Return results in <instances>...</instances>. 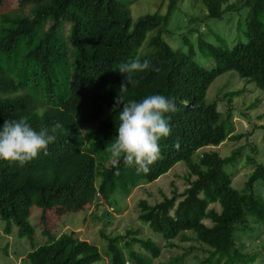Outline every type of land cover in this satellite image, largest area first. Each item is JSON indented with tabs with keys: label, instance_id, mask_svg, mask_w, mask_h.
Returning <instances> with one entry per match:
<instances>
[{
	"label": "trees",
	"instance_id": "16d2710c",
	"mask_svg": "<svg viewBox=\"0 0 264 264\" xmlns=\"http://www.w3.org/2000/svg\"><path fill=\"white\" fill-rule=\"evenodd\" d=\"M182 1L167 0L163 15L143 16L133 27L128 0H34L26 11L0 12V127L21 117L36 130L63 126L47 155L41 152L24 167L0 159V219L7 234L13 225L17 237L35 248L24 258L28 264H101L103 256L109 264H153L161 249L131 230L113 237L100 231L103 250L71 234L57 236V230L70 210L83 209L94 194L106 204L117 193L128 195L138 185L157 181L178 164L188 169V188L154 205L140 202L138 220L168 246L176 247L172 241L177 238L199 244L207 257L198 264L254 262L255 254L240 251L237 234L264 225V197L254 189L259 182L264 187V165L255 164L244 190L238 191L226 167L236 163L239 150L227 158L215 151L198 152L220 146L233 132L221 124L216 103L201 104L217 77L233 71L264 91V0H194L208 19L222 20L228 13L243 17L245 43L231 49L207 45L216 61L212 69L200 66L191 49L187 54L174 51L162 38ZM66 23L68 42L62 37ZM151 31L149 52L139 57ZM136 58L150 60L151 68L134 73L137 84L127 85L125 92L126 74L118 69ZM152 94L174 97L179 111L167 114L172 133L158 142L164 158L148 174H138L122 159L114 163L108 150L118 135L123 107L114 105L119 95L140 101ZM229 121L228 113L224 122ZM90 125L95 126L85 141L80 129ZM108 161L112 164L105 166ZM34 207L40 210L38 224L46 241L33 246L35 227L29 219ZM110 218L104 212L98 219L106 224ZM134 245L141 251L133 250Z\"/></svg>",
	"mask_w": 264,
	"mask_h": 264
},
{
	"label": "rangeland",
	"instance_id": "374dc122",
	"mask_svg": "<svg viewBox=\"0 0 264 264\" xmlns=\"http://www.w3.org/2000/svg\"><path fill=\"white\" fill-rule=\"evenodd\" d=\"M128 1H130L127 5H129L132 27L143 16L163 15L166 12L167 0ZM32 2L34 0H4L0 12L10 15L16 10L23 9L26 11L31 7L30 3ZM230 2L233 3L235 0H230ZM240 14L246 15L243 12ZM242 20L243 17L236 13H228L222 20L208 19L206 18V10L199 2L183 0L173 13L162 38L174 51L187 54L191 49L194 60L200 66L212 69L216 66V61L209 54L207 45L231 49L240 42L245 43ZM191 23H193L192 26H190ZM192 27H195V33L189 36L188 30ZM68 28V23H66L65 31L62 33L63 41L66 42H68ZM154 35V31L147 33L144 43L137 52L139 57L149 52L148 42ZM199 36L200 44L197 41ZM184 37L189 39L188 43H184ZM3 65L5 68L9 67ZM230 93L236 95L226 97ZM212 103H216L217 110L221 114V124L223 123L227 131L233 129V132L230 138L220 146L204 148L198 152V155L215 151L221 158H227L239 150L236 163L226 167V170L231 175L232 187L235 190L243 191L248 177L255 169V164L262 163L264 165V91L258 89L253 83H249L247 79L241 78L237 73L230 71L213 81L201 104L209 105ZM228 113L230 114V121L225 123L224 120ZM94 126L90 125L80 129L85 141L87 134ZM236 136H240L239 140L235 139ZM111 164L112 161H108L105 166ZM187 175V167L184 164H178L157 181L151 184L138 185L128 195L117 193L106 204L98 195L94 194V199L88 201L83 209L70 210L67 215L65 214V220L59 226L57 236L62 233L71 234L77 239L94 244L103 250L104 240L100 236V231L113 237L123 236L127 230H131L136 232L140 239H151L161 249L160 257L153 260V264H176L172 262L175 257L181 258L179 264H198L199 260L207 257L199 244L194 241L181 243L177 238L172 241L177 245L176 247L168 246L167 242L155 236L146 225L143 226L138 220L140 214L138 204L140 202L154 205L161 202L164 197L171 198L174 192L182 194L188 188ZM254 189L258 195L264 197V187L260 182L255 184ZM215 208L219 211L218 206ZM104 212L111 216L106 224L98 219ZM39 215L40 210L34 207L29 219L35 227V244L33 243V246L43 244L46 241V238L41 235V227L38 224ZM207 224L209 223L207 222ZM5 227L6 223L0 219V264H28L24 258L35 248H32L30 241L17 237L15 226H11L10 234L4 231ZM237 235L238 245L242 247L240 251L246 255H256L251 264H264V225L255 227L252 232H246L244 235ZM190 247L193 249L188 252ZM133 250L141 251L138 245H134ZM123 252L128 261L127 251L123 250ZM100 263L109 264L108 258L103 256ZM127 264L132 263L127 262Z\"/></svg>",
	"mask_w": 264,
	"mask_h": 264
},
{
	"label": "clouds",
	"instance_id": "9594fccd",
	"mask_svg": "<svg viewBox=\"0 0 264 264\" xmlns=\"http://www.w3.org/2000/svg\"><path fill=\"white\" fill-rule=\"evenodd\" d=\"M150 68L148 59L141 61L136 58L130 63H122L118 72L126 74V84L121 85V90L126 92L127 85L137 84L133 79L134 73H142ZM120 105L123 107L118 112V135L108 149L111 158L114 163L122 159L125 166H134L138 174H148L151 166L164 158L158 142L172 133L167 114L179 111L175 98L152 94L137 101L126 100L125 96L119 95L114 108ZM62 127L56 123L51 129L42 127L36 130L26 117L5 120L0 127V159L24 167L41 152L47 155L48 146L56 141L57 132ZM176 146H179L178 141Z\"/></svg>",
	"mask_w": 264,
	"mask_h": 264
}]
</instances>
